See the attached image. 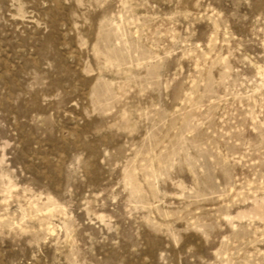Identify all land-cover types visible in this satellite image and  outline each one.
<instances>
[{
  "label": "rangeland",
  "instance_id": "rangeland-1",
  "mask_svg": "<svg viewBox=\"0 0 264 264\" xmlns=\"http://www.w3.org/2000/svg\"><path fill=\"white\" fill-rule=\"evenodd\" d=\"M0 264H264V0H0Z\"/></svg>",
  "mask_w": 264,
  "mask_h": 264
}]
</instances>
